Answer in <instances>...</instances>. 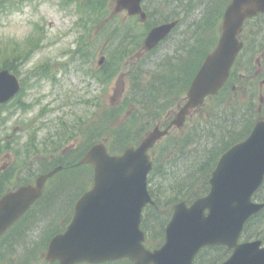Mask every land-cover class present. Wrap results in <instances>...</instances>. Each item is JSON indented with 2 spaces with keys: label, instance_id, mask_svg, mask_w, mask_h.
<instances>
[{
  "label": "rangeland",
  "instance_id": "1",
  "mask_svg": "<svg viewBox=\"0 0 264 264\" xmlns=\"http://www.w3.org/2000/svg\"><path fill=\"white\" fill-rule=\"evenodd\" d=\"M151 1L160 13L151 17V24L177 11L183 16L182 12L186 13L189 7L180 5L187 0H177V4L174 1L172 4ZM206 1L194 0L193 4L204 5ZM100 5H103V0H0V68L8 59L16 56L19 60L15 67L20 69L21 77L25 78L20 106L12 105L5 112L0 110V139L1 145L5 147L0 152V175L4 163L33 161L31 170L26 169L24 175L26 179L37 177L40 173L38 160L45 157L33 154V151L30 157L27 154L32 133L38 134V143L41 145L63 143V149L57 152L60 160L65 157L64 151L69 153V150L82 145L84 136L81 133L88 123L103 125L105 117L108 121L104 124L112 125L111 130L124 132L131 139L137 136L142 138L159 122L164 123L171 113L174 116L186 101V95L182 94L177 83L174 88V82L179 77L183 81V75L174 63L176 65V62L179 64L182 61L179 54L184 50L189 59L196 58L198 54L192 48L193 44H204V48L209 49L210 45L205 39L197 38L202 34L211 37V31H200L197 35L189 32L183 36L182 31L189 29L185 23L175 32L176 40L152 52L146 51L144 47L135 50L129 38L122 36L123 32L133 30L126 22L129 19L123 20L124 13L115 12L114 3L108 4L107 13L98 11ZM200 10L199 6L196 12L192 11L190 19L199 17ZM87 20H92L90 30H85L82 25V21ZM106 26L117 31L107 34L103 32ZM129 34L132 35L131 32ZM242 37L247 48L243 53L242 64L237 66L233 74L231 87L193 110L188 120L163 136L152 152L163 165V171L155 175L158 180L152 183L160 199V214L168 211L172 199V196L161 193L162 190L170 189L175 183L191 185L194 182L198 187L196 180L204 172L200 163L204 161L205 154L214 147L224 146L231 139V130L240 129L239 117L243 111L253 115L264 111V17L261 21L249 22ZM124 48L130 53L124 58L122 68L110 77L108 71L112 61ZM102 56L106 58L104 69L108 67L107 74L110 77L107 82L100 79L105 76L101 72L105 63L99 65ZM44 63H50L53 74L46 76L48 79L32 78L29 73ZM158 90L163 91L157 93ZM187 140H190V144L186 143ZM162 149L165 151L162 152ZM174 161L177 163L171 168ZM166 172L180 178L163 183V180L169 179ZM18 182L13 178L6 186L13 188L19 185ZM259 198L264 200V188ZM166 217L164 215L157 219L162 223ZM47 223L48 220L42 219L40 225L29 233L27 240L18 245L20 254L26 251L27 244H31L29 246L32 249V243H38L41 239L43 241V235L52 226ZM161 231L165 236V228ZM247 236L264 237V220L251 224ZM153 237L155 240L160 239L154 233ZM224 253V249L213 250L201 259L211 264ZM41 254L35 264H48L46 250Z\"/></svg>",
  "mask_w": 264,
  "mask_h": 264
},
{
  "label": "water",
  "instance_id": "2",
  "mask_svg": "<svg viewBox=\"0 0 264 264\" xmlns=\"http://www.w3.org/2000/svg\"><path fill=\"white\" fill-rule=\"evenodd\" d=\"M140 0H124L131 12L140 11ZM264 12V0H235L224 21V33L217 49L208 56L189 92V101L174 123L183 124L189 111L205 96L216 93L228 77L242 48L238 35L244 21ZM171 25L156 28L149 44L165 36ZM19 90L16 76L0 72V102ZM155 129L141 144L129 147L121 156L110 155L105 144H94L80 163L95 165L94 186L75 208V216L65 233L54 237L47 258L61 264L79 261L99 262L129 256L134 264H193L202 248L225 244L234 249L224 264H264L260 242L239 244L245 222L262 207L252 196L264 181V121L251 135L236 144L220 160L210 180L211 191L190 208L177 205L168 232V243L152 252L142 244L140 229L143 207L153 203L147 190V175L152 163L148 150L165 134ZM60 168L41 175L35 185L20 187L0 201V237L43 193L48 178ZM186 208H184V207Z\"/></svg>",
  "mask_w": 264,
  "mask_h": 264
},
{
  "label": "trees",
  "instance_id": "3",
  "mask_svg": "<svg viewBox=\"0 0 264 264\" xmlns=\"http://www.w3.org/2000/svg\"><path fill=\"white\" fill-rule=\"evenodd\" d=\"M98 11H100L101 13H106L105 9L101 5L98 7ZM165 20L168 21V18L165 17ZM206 20L208 21V23H206V26H210V31L215 32V35L211 33V37H209L208 43H210L214 39V37L217 36L215 14L208 12ZM91 23L92 20L84 22L82 23V25L85 27L86 30H90L89 25ZM112 31L116 32L117 30L112 29ZM130 32L134 33L133 31ZM123 36H125V38H129V40L132 42L133 49H135L136 47L138 48L142 47L143 36L138 35L137 33H135L134 35H130L129 33L126 32L123 34ZM202 38L205 39V36L199 37V39ZM191 46L192 48H194V51L198 54L199 58L193 57L189 59L187 55L186 56L180 55L179 59H181L182 61L179 64L178 62H176V65L174 63V66H177V68H179L180 72L183 75V81L179 77L178 80L174 82V88L177 83L179 86V90L183 92V94L187 90V87L190 84L192 77L194 76L198 67L202 63V60L205 57V55L210 51L209 49L211 47L209 46V49H205L204 44L199 46L193 44ZM189 49L191 48L189 47ZM129 53L130 52L126 48L121 49V53H117L115 56L116 59L115 64L119 67L123 63L124 58L128 56ZM18 60L19 58L14 56L11 60L9 59L7 60L8 62L11 63L6 62L3 66L13 69L14 66L16 65V62H18ZM49 71H50L49 64L44 63L39 67H36L32 71V75H38L39 77H44V75H48ZM234 116L236 117L237 115ZM239 118H241V123L239 125L240 129L238 131H236L235 129L231 130L230 132L231 139L228 142H226L224 146L214 147L208 153L205 154L204 161L200 163V168L204 172L196 180L199 183L198 187L194 185V182L191 185L188 184L181 185V183L177 185L175 183L174 186H172L170 189L164 190L166 194L167 193L170 194V192L171 193L176 192L175 198L180 196L178 198L180 199L192 194L196 190V188L197 190H199V194L208 190L207 177H209V173L211 172L212 168L215 165V159L219 157L221 152L224 149H226L227 146L244 138L246 135V133L244 132L247 129H248L247 133L249 132V130L253 126L252 123L255 119L253 114L246 113L245 111L242 112V115ZM107 119L108 118L103 117V125L100 126H99L100 123H98L97 125H95L94 123H88L85 129L82 130L81 133L84 136L85 143L79 146L78 149L71 150V152L68 155L67 154L64 155L65 157L60 158V160L58 157H54V156L57 154V151L61 149V146H64L63 143L59 142L56 145L52 144L50 146L49 144L51 142H49L41 145L38 143V134L36 135V133H34L35 135L31 137V140L28 143V148L26 149L29 157L32 155L31 154L32 151L33 154H42V156H46L47 158L52 157V159H45L40 161L41 168L44 169L42 171H48L49 169L55 167L58 164L66 165L68 168L62 171L61 173H59L55 177L44 197L40 199L31 209L30 211L31 216L20 220L12 228L13 230L11 232H8L5 236L2 237V239H0V264H35L36 261H39L42 255L41 253L42 251L45 250L50 236L57 230H61L63 228V225L69 221L72 214L73 205L77 197L80 196V194L84 192L91 185L93 167L91 165L74 167L77 166L76 163L79 161V159L83 156V154L93 143H95L100 139L103 138L111 139L110 148L113 151L123 150L128 145L130 140H132L131 137H128L124 132H121L117 129L111 130L112 125H105L104 123L108 121ZM95 126H99V127H95ZM127 134H129V132H127ZM1 143L2 140L0 139V151H3L5 147L1 145ZM186 143L190 144V140H187ZM182 154L184 155V151H182ZM176 163L177 161L172 162L170 167L173 168L176 165ZM33 164L34 162L31 161L24 165L26 166L29 165L28 167H32ZM162 166L163 165H160V162L156 164L157 170L159 172L163 171ZM15 167H12V169H10L5 175L0 177L1 178L0 196L1 193H3L6 190L7 180H12V178L15 176H19V179L24 183L29 182L26 181L24 177L18 175L17 173L18 170ZM22 170L23 169H21L19 172H21ZM159 172H157L156 174H158ZM167 172L170 171L168 170ZM167 172L166 175L169 176V179L163 180L162 181L163 183L177 181V179L180 178L175 174L169 175L167 174ZM191 189H194V191L191 192L190 191ZM195 192L193 194H195ZM159 215L160 217L157 215L155 219L162 218L165 215V213ZM40 216L45 217L48 221H50L51 224H54V226L56 227H53L51 229V234L47 232L45 235H43L44 236L43 241L41 239L38 243H32L34 245V250L31 251L29 244H27L26 251L20 254L17 248L18 245L24 242V240H27V237L29 236V233L33 230V228L39 226ZM261 219L264 220V212L254 217L253 222L251 224L261 222ZM165 220L166 218L162 222V229ZM152 221H154L152 218L149 217L148 219L147 217L145 228L147 229V231L152 233L151 236H153V233L154 235L159 233L158 236L160 235L162 236L163 231H161V226H160V231H157L155 233V224ZM107 264H111V263H107ZM121 264H127V263L126 261H123V263Z\"/></svg>",
  "mask_w": 264,
  "mask_h": 264
}]
</instances>
